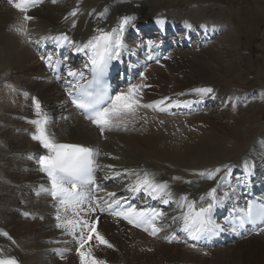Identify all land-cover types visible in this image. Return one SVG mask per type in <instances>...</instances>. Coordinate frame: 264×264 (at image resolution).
Returning <instances> with one entry per match:
<instances>
[{
    "label": "bare ground",
    "instance_id": "6f19581e",
    "mask_svg": "<svg viewBox=\"0 0 264 264\" xmlns=\"http://www.w3.org/2000/svg\"><path fill=\"white\" fill-rule=\"evenodd\" d=\"M111 1L82 0L81 4L84 8L78 9L80 14L78 19L84 18L65 25L68 20L65 14L68 12L61 10V4L69 2L73 8L82 7L80 1L56 0V3H53L50 0L46 4L44 15L39 13L44 12L45 9L36 11L39 9L36 8L30 12L33 19L26 25L21 15L7 5L6 0H0V254L17 257L23 264H28L27 260L29 264H61L56 253L63 248L73 247L71 240L62 237L56 231V216L53 219L51 217L52 201L46 189L41 187L45 179L38 171L40 164L37 161L39 156L47 154V150L32 138L36 131V125L32 123L34 120L47 118V127L51 128L47 131L55 142L99 147L104 155L102 160L104 169L111 170L107 167L111 164L140 173L153 172L156 181L168 182L174 200H178L183 195H187L189 201L200 200V197L212 188L221 191L231 176L242 169L244 160L248 158L264 164V124H261L263 126L257 124L258 114L264 108V100L240 103L236 107L234 102L231 104L230 100L226 99L228 95L235 93L231 92L235 86L232 83L235 79L234 74L237 73V68L242 66L239 52L243 49L240 42L246 37L249 40L255 37L260 26L264 24V9H262L264 0H260L253 9V16L247 22V27H239L236 31L228 28L218 33L211 29L198 32V41L194 45L196 50H192L194 53L192 61L177 57L178 53L169 52L167 58L151 65L144 78L139 80L140 84L146 85L142 89L141 103L156 104L161 100L164 103L159 107L139 108L135 117L126 121L128 127L125 128V133L117 130L112 135L105 136L106 141H103L96 129L74 114L65 94L51 79L43 63L39 62L28 39L32 36L30 35L32 32H36V36L33 37L40 41H49L46 38L55 36L57 32H66L70 36L75 53H81L77 51V46L99 35L98 30L110 32L117 28L124 17H134L124 26L121 37L123 43L121 51H123L129 49L128 28L138 23H154L160 20L164 21L163 24H167L165 16H157L156 7L159 2L154 3V8L151 7L149 0ZM190 18L188 19L190 22L196 20ZM17 27H22L26 32L24 34L14 32V28ZM212 35H218V40L207 45L199 44L200 41L209 40ZM177 45L182 46L184 43L178 42ZM199 47L201 50H198ZM189 54L191 53L179 56ZM81 59L87 60L85 53L81 55ZM167 67L173 73L172 83L166 81L164 77L163 69ZM184 69L188 71L184 72ZM185 73H190L191 79ZM206 73H210L213 79H198V76ZM238 77H241V73ZM238 79L241 82V78ZM202 88H211L213 91L206 95L194 91ZM37 89L40 91L38 92ZM239 89L242 90V87ZM185 94L189 97L199 96L210 102L217 95L224 101L221 102L220 112L211 113L208 110V114L192 117L190 120L193 121L189 124L192 129L178 126L176 128L174 123L171 125L168 121L162 129L158 128V123L165 117L155 115L157 109L171 107ZM25 97L28 99L26 100ZM37 101L40 104L39 112L35 107ZM251 106H256L254 111L248 110ZM139 113L149 115L141 122L137 120L136 114ZM127 152L129 154L126 156ZM200 168L206 170L199 171ZM229 168L230 174L226 175ZM216 169L220 171L215 172ZM210 172L214 173L215 179L207 178ZM130 177L135 179L133 176ZM174 177L179 179H173ZM192 179L194 181L187 183ZM173 181H175L174 185H172ZM36 192H40L44 197L35 198ZM183 209L184 207H178L175 203L173 214L180 216L184 213ZM33 216H41L43 221L30 220ZM101 230L103 237L114 248L102 244L96 248V256L109 251L107 254L118 257L122 264H163L164 262L158 258L162 252L156 250L155 246L169 247L176 256H182L178 253L177 246L152 244L153 241L150 242L142 235L119 232V227L110 224L108 219L101 223ZM114 230H117L116 234ZM107 232L114 239L118 237L121 241L124 240V248L108 236ZM4 233H7V236ZM257 238L248 241L250 243ZM65 240L68 241V245L59 246ZM260 240L264 241V238ZM142 244L145 245V251L153 248L154 252L151 255L144 252ZM240 247L226 246L219 250L215 249V257L211 260L201 259L202 257L194 256L192 252L184 250V264H193L188 259H196L198 264H203L201 261H205L204 264H211L214 262L212 260L217 259L216 257L229 253L232 249L233 252L227 258L214 264H245V253ZM142 257L144 261L139 260ZM132 258L137 263L133 262ZM149 258L151 262L148 261ZM154 258L157 259L156 263ZM77 261L78 258L72 255L68 257L66 264H77Z\"/></svg>",
    "mask_w": 264,
    "mask_h": 264
},
{
    "label": "snow or ice",
    "instance_id": "6c2138e0",
    "mask_svg": "<svg viewBox=\"0 0 264 264\" xmlns=\"http://www.w3.org/2000/svg\"><path fill=\"white\" fill-rule=\"evenodd\" d=\"M56 3V0H52ZM17 11L23 13V20L30 21L33 17L27 15V12L35 6L37 0H8ZM71 15H76L72 12ZM134 17H124L117 28L110 32L98 30L99 35L89 39L83 45L77 46V51L91 55L92 80L87 84H80L79 81L84 79L82 72L68 69L67 75L72 80L66 81L68 87L66 89L71 103L81 111V113L92 124L97 126L103 134L106 130L120 128L126 124V121L135 117V113L141 107H159L164 101L161 100L156 104H142V89L146 85L129 83L127 91H118L115 94L110 93L109 88L102 83V78L107 74L113 61H119L121 58V49L123 48L122 35L124 26L129 24ZM163 24L164 21H157ZM16 31L24 34L22 27H17ZM54 42L67 41L68 37L62 35L60 37H48ZM87 50V51H86ZM44 59V57H42ZM148 59H153L149 56ZM51 60V57H47ZM51 67V65H49ZM143 78V73H140ZM59 78V77H57ZM11 87V85H9ZM199 94H208L213 90L211 88L195 89ZM37 111L40 110V104L35 103ZM165 111L164 108H159ZM36 131L32 138L40 143L47 150V154L38 158L41 170L47 174L51 180L52 188L50 194L59 200L61 209L66 214L62 223H58V227L65 228L69 234L75 236L78 241L77 255L80 258V264H106V262L97 259L86 245L95 239L100 244L111 248L113 245L109 243L103 235L96 230V221L84 218L95 213L100 204V197L97 195L101 185L96 182L94 171L98 166L95 157L98 152L90 147L77 144L56 143L54 138L48 134L47 118L43 120H34ZM126 130V129H125ZM112 168L114 166L108 165ZM219 172L220 169L214 170ZM229 168L228 173L230 174ZM125 175L135 177L128 190L134 194L143 192L152 199H158L164 204L172 202L177 203L178 207H187L188 211L182 217L174 218L182 220L181 231L187 234L194 241H198L209 235H214L224 229L216 224L212 219V213L215 208L223 204V200L228 198L229 193L223 192L222 197L217 195V188H212L205 195L200 197L198 201H189L187 195L180 196L178 200H174V194L170 190L168 182L156 181L153 174L144 171L142 173L135 170H125ZM251 171L249 170V175ZM117 176L121 173H116ZM204 175V173H201ZM208 179H215L214 173H208ZM173 179H179L174 177ZM191 183V181H187ZM109 197H116L115 192L107 193ZM205 201H208L206 204ZM101 212L108 211L114 217H119L132 224L135 227L142 228L145 232H149L155 236L162 230L157 226V221L162 219L165 213L155 208L137 209L130 203L127 206L122 204L120 199H114L112 203L100 207ZM71 213L72 219L67 218V214ZM82 213L84 215H82ZM240 227L245 224L253 225V230L259 234L264 232V202L254 204L249 202L243 209L237 213ZM57 221L61 220L58 211ZM7 236V233H4ZM171 239H176L172 236ZM194 246V245H193ZM0 264H19L12 257L8 259H0Z\"/></svg>",
    "mask_w": 264,
    "mask_h": 264
},
{
    "label": "rangeland",
    "instance_id": "374dc122",
    "mask_svg": "<svg viewBox=\"0 0 264 264\" xmlns=\"http://www.w3.org/2000/svg\"><path fill=\"white\" fill-rule=\"evenodd\" d=\"M77 1H80V5H82L81 4L82 0H77ZM107 1L108 0H106V2ZM149 1H150V4L152 5L151 7H154V8H155L154 3H157V2L160 3L158 5V7H156L157 16L164 15V16H167L170 20L176 19L175 21H181V20H186V19L188 20L190 17H192L193 20L196 19L194 22L197 24H212V26H214L217 29L221 27V29H223V30H228V28H229V30H231V31H236L239 27L246 26L247 22L250 20V17L253 16V9L255 7H257L260 0H149ZM111 3H112V1H111ZM111 3H110V5H111ZM64 4H66V5H64ZM64 4H61V6H60L61 10L68 12L69 9L73 8L72 6H70L72 4L69 2L64 3ZM62 7H64V8H62ZM46 8H47V6L43 7L42 9L41 8L36 9V11H38V10L42 11L45 9L44 12L39 13V15H44L46 12ZM80 8H84L83 5ZM262 9H264V7ZM152 10L155 11L154 9H152ZM77 17L78 16H76V18ZM226 17H228V18L226 19ZM83 18L84 17H82V19ZM192 18H190V19L192 20ZM208 18H212L215 21L208 19ZM82 19H80V20L77 19L76 21H81ZM263 27H264V24H262L260 26V29L258 30L255 37L250 38V40L248 37H246L241 41L242 43L240 42V44H242V49H243L241 52H239V56L241 57L242 66L237 68V70H236L237 73L234 74L235 79H233L232 83H233V86L235 85L234 87H236V88L233 87V89L231 90V92H235L236 94L238 93V95H237L238 101L241 99L242 95H247V97H246L247 99H252V98H259L261 96V94L264 93V67H263L264 66V59H263L264 44H262L264 42L263 41L264 40V28ZM34 28L37 29L36 27H34ZM255 38H257V39H255ZM260 38H262L263 40ZM217 40H218V38L215 41H217ZM192 52H193L192 49L188 48V49H184L183 51L176 52V53H178L176 56L179 58H181V57L187 58V59L192 61V58L194 57V53H192ZM259 52H261V53H259ZM188 53H191V54L186 55V56H179L180 54L184 55V54H188ZM243 57H244V59H243ZM185 68H188V67H185ZM163 70H165L164 77H165L166 81H169L172 83L173 82V73H171L169 71V67H167L166 69L164 68ZM186 71H188V69H184V72H186ZM238 71H239V73H238ZM190 73H185V75L191 79ZM240 73H241V77H238V76H240ZM236 74H238V75L236 76ZM237 77L241 78V82ZM198 79H213V76L210 73H206V75L198 76ZM241 87H242V90L239 89ZM236 90H237V92H236ZM37 91L39 92L40 90L37 89ZM215 99L217 100V101L215 100V102L219 101L218 98H215ZM255 107L256 106H251L250 109H248V110L254 111ZM50 108L53 109V106L50 105ZM219 109H220V106H216L213 111H216V113H217L219 111ZM258 117H259V122L257 121V124H260V125L264 124V108L258 114ZM261 126H263V125H261ZM47 129L51 130L50 126H48ZM200 136H201V133H200ZM128 154H129V152L126 153V156ZM200 169H204V168H200ZM26 192L28 193V191H26ZM39 197H44V196L40 192H36L35 198H39ZM20 205L21 204H19V206ZM44 214L48 215L47 213H44ZM25 216L28 217L27 214H25ZM46 218H48V217H46ZM30 220H32V221H34V220L43 221V218L41 216H33L32 218H30ZM114 233L116 234L117 230H114ZM107 234L112 239H114L113 236L109 234V232H107ZM261 238L262 237H258L257 239H259V240H257V239L252 240V241H250V243H249V241H246L240 245H236V244L232 245V246H241L240 248H243V251L245 253L244 259L246 260L245 264H264V241L260 240ZM114 240H116V242L118 243V245L121 248H124V246H125L124 240L121 241V239L118 237ZM116 242H114V243L117 244ZM113 248H114V246H113ZM177 248L179 251L178 253L182 254V256H180V255L176 256L175 253H173V249H170L169 247L155 246L156 250H161V252H162V254L158 256V258L164 262L163 264H184V261H185V260H183L184 250H182L179 246H177ZM239 249H237V250H239ZM126 250H127V246L125 247V251ZM215 251L216 250H214L212 252L213 256L211 258H201V259L211 260L212 258L215 257ZM91 252H93V254H95L96 248L92 249ZM232 252H233V249L230 250L229 253H225V254L218 256L219 258L216 257L217 259L212 260L214 262H211V264H214V263L218 262L219 260H223L224 258H227L228 255H230ZM107 253H109V251H105V253L100 255V256H96V255H94V256L96 258L101 257V258H98L99 260H107L108 262H111V263L122 264L121 259H118V257L107 254ZM147 253H149V255H151L153 253V251L150 250ZM224 255H226V256H224ZM155 259L156 258H154V260ZM131 260H133V258ZM137 260H138V257H137ZM139 260L144 261V258L142 257V259H139ZM188 260L190 262H192L193 264L199 263V262H197L196 259H193V260L188 259ZM148 261L151 262L150 258L148 259ZM27 262L29 264L28 260H27ZM133 262H136V261L133 260ZM156 262H157V259H156L155 263ZM201 262L203 264L205 263V261H201ZM60 263L66 264V262H62V261Z\"/></svg>",
    "mask_w": 264,
    "mask_h": 264
}]
</instances>
